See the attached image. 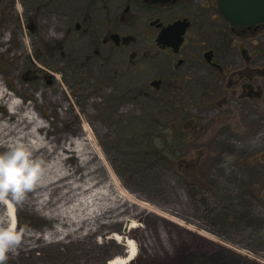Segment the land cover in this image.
Masks as SVG:
<instances>
[{
  "label": "rangeland",
  "instance_id": "1",
  "mask_svg": "<svg viewBox=\"0 0 264 264\" xmlns=\"http://www.w3.org/2000/svg\"><path fill=\"white\" fill-rule=\"evenodd\" d=\"M66 1L0 0V80L37 104L48 123L45 136L88 138L128 211L124 223L91 240L63 228L51 243L39 239L34 248L7 252L3 264H107L124 256L128 238L137 248L130 264H264V127H171V116H159L155 101L134 90L143 85L137 79L159 74L166 53L126 65L127 89L112 78L126 75L119 67L82 61ZM193 38L198 50L205 39ZM7 112L0 105V115ZM180 159L193 161V169L185 173ZM133 223L139 227L131 229ZM52 225L18 207V245L25 234Z\"/></svg>",
  "mask_w": 264,
  "mask_h": 264
},
{
  "label": "flooded vegetation",
  "instance_id": "2",
  "mask_svg": "<svg viewBox=\"0 0 264 264\" xmlns=\"http://www.w3.org/2000/svg\"><path fill=\"white\" fill-rule=\"evenodd\" d=\"M215 1L67 0L65 17L67 27L79 34L85 63L119 67L117 73L126 74V65L166 53L159 74L137 79L134 83L143 88L134 90L155 101L159 116H171L166 120L171 127L192 130L197 122L204 127H264V22L234 26ZM178 32V47L173 43L179 39H164L169 45L158 41L162 34ZM197 36L205 41L194 50ZM112 78L127 89L132 83L127 74ZM261 155L254 156L256 161ZM180 161L185 173L193 169V161Z\"/></svg>",
  "mask_w": 264,
  "mask_h": 264
},
{
  "label": "bare ground",
  "instance_id": "3",
  "mask_svg": "<svg viewBox=\"0 0 264 264\" xmlns=\"http://www.w3.org/2000/svg\"><path fill=\"white\" fill-rule=\"evenodd\" d=\"M0 105L8 107V112L0 115V149L25 142L33 148L34 156L46 164L43 181L29 190L21 201L10 195L7 199L0 197V224L11 221L16 225L18 207L32 209L57 223L50 226L48 232L25 234L20 245L8 252L30 249L39 239L51 243L52 236L64 231L63 228H69L67 234L74 238L91 240L103 228L124 223L128 211L125 196L101 173L96 151L88 138L79 133L74 138L64 135L62 141L57 142L45 136L48 123L36 109L37 104L25 103L17 94L8 92L1 80ZM72 157H76L75 163L71 162ZM138 227L131 224V229ZM111 239L120 243L116 238ZM124 242L121 243L125 248L124 256H115L107 264H130L134 260L135 242L131 238Z\"/></svg>",
  "mask_w": 264,
  "mask_h": 264
},
{
  "label": "clouds",
  "instance_id": "4",
  "mask_svg": "<svg viewBox=\"0 0 264 264\" xmlns=\"http://www.w3.org/2000/svg\"><path fill=\"white\" fill-rule=\"evenodd\" d=\"M55 34L54 30H50ZM46 164L36 158L33 148L25 142L10 144L0 151V197L21 201L25 194L44 179ZM23 228L7 221L0 224V264L7 258L6 253L20 240Z\"/></svg>",
  "mask_w": 264,
  "mask_h": 264
},
{
  "label": "water",
  "instance_id": "5",
  "mask_svg": "<svg viewBox=\"0 0 264 264\" xmlns=\"http://www.w3.org/2000/svg\"><path fill=\"white\" fill-rule=\"evenodd\" d=\"M218 9L234 26L264 22V0H218ZM181 34L182 32H178L177 35L172 36L169 33H165L159 37L158 41L169 45L170 43L164 42V39H179L176 44L173 43L178 47L182 42Z\"/></svg>",
  "mask_w": 264,
  "mask_h": 264
}]
</instances>
